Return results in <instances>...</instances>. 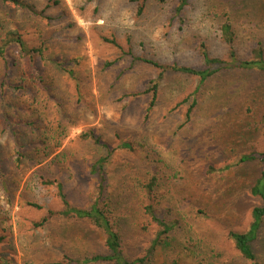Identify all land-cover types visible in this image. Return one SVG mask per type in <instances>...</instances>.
Segmentation results:
<instances>
[{"label":"rangeland","instance_id":"374dc122","mask_svg":"<svg viewBox=\"0 0 264 264\" xmlns=\"http://www.w3.org/2000/svg\"><path fill=\"white\" fill-rule=\"evenodd\" d=\"M24 1L32 9L0 3V41L16 31L28 48L46 51L42 60L37 53L24 57L14 44L5 49L8 82L23 91L3 83L0 58V252L12 264L105 253L84 221L52 217L35 225L47 208H60L58 184L72 205L89 204L96 186L90 166L105 153L80 137L92 129L111 147L122 140L134 147L113 152L105 193L114 217L126 223V257L144 251L150 239L142 229L153 225L143 211V185L155 177L153 204L175 224V253L181 250L189 264H250L227 234L246 230L259 204L249 190L260 166L243 164L241 156L264 149V74L221 71L192 96L198 77L168 70L146 116L145 91L159 70L143 59L200 68L201 43L225 58L219 26L227 16L236 54L249 57L257 43L264 49V0H190L182 22L173 19L178 0H148L142 13L133 0ZM164 259L157 250L148 264Z\"/></svg>","mask_w":264,"mask_h":264},{"label":"trees","instance_id":"16d2710c","mask_svg":"<svg viewBox=\"0 0 264 264\" xmlns=\"http://www.w3.org/2000/svg\"><path fill=\"white\" fill-rule=\"evenodd\" d=\"M137 4V13H142L148 0H133ZM190 0H178V3L174 9L173 19L182 22V12L188 5ZM0 3H12L14 5L32 9L31 5L24 0H0ZM227 16L219 26L220 37L225 45L228 46L227 56L225 58L211 56L205 46L200 44V56L202 58L203 65L200 68L190 66H162L158 62L151 59L144 58L143 60L152 65L155 69L159 70L158 78L153 79L150 83L151 86L145 92L150 93V99L146 108V116L155 106L159 79L166 71H178L186 73L192 76L198 77V85L191 92L193 96L198 91L200 85L205 82L209 77L215 75L221 71L236 70V71H257L264 74V49L260 43L251 50V55L246 58H240L235 51V31L232 27V23L228 20ZM16 45L19 48L21 54L24 57L31 55V53H37L42 60H45V51L42 45L36 48H28L20 35L16 31L7 32L6 37L0 41V58L3 61V83L8 87L16 91H23L26 87L22 84H11L8 81L10 75L11 59L6 55V48L10 45ZM110 64V63H109ZM108 65V64H107ZM70 76L73 74V70H68ZM40 77V74L37 75ZM79 88H77L78 90ZM196 101L191 100L189 107H187L186 116L187 119L191 114ZM4 119L11 123L14 127V121L10 120L6 114L2 115ZM187 122V121H186ZM260 131L264 139V111L260 117ZM84 140H90L91 142L101 145L105 149V153L98 157L90 166V175L96 183L95 189L90 196V202L86 207H79L72 205L63 190L61 185L58 184L60 208L58 209H46V216L39 222H36V226H41L52 217H67L75 218L88 223L94 231L97 232L102 240L105 253L93 254L91 256H84L82 259H73L69 256H64L63 259L48 262L44 264H148L151 263L157 250L161 251L164 255V262L166 264H189L183 256L182 251L174 252L175 246L170 243L172 241V231L175 224L170 220L159 217L156 208L153 204L152 194L156 187V178L153 177L146 184L143 185L144 195L147 200L143 206L144 214L149 219L152 225V231L148 227H143V231L150 233V239L147 242V247L144 251L138 252L133 258H128L123 254V235L125 233L124 224L121 218H115L112 211L108 208L107 197L105 195L107 188V167L111 163L112 154L116 149L133 150L134 147L131 142L122 140L115 147H111L110 144L105 142L101 136L95 134L91 129L80 135ZM19 149L21 143L15 141ZM19 142V143H18ZM18 156L21 155L20 150H16ZM19 159V158H17ZM241 162L254 163L260 166L258 176L250 186V194L259 200V204L254 205L251 208L250 216L251 221L244 231H228V237L232 240L234 248L240 254V256L250 264H264L263 252L258 253V249L264 248V149L261 151L252 150L248 153H242ZM36 208L42 206L33 204ZM261 246V247H260ZM142 250V249H141ZM0 264H12L10 259L0 252ZM191 264V263H190ZM195 264V262H192Z\"/></svg>","mask_w":264,"mask_h":264}]
</instances>
